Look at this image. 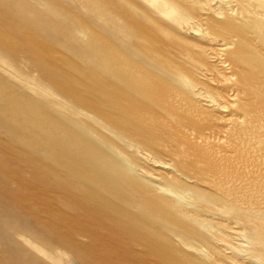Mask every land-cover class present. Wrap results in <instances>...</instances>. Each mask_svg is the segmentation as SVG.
I'll return each instance as SVG.
<instances>
[{
    "label": "rangeland",
    "instance_id": "1",
    "mask_svg": "<svg viewBox=\"0 0 264 264\" xmlns=\"http://www.w3.org/2000/svg\"><path fill=\"white\" fill-rule=\"evenodd\" d=\"M215 2L0 0V264H264V42L221 70Z\"/></svg>",
    "mask_w": 264,
    "mask_h": 264
},
{
    "label": "bare ground",
    "instance_id": "2",
    "mask_svg": "<svg viewBox=\"0 0 264 264\" xmlns=\"http://www.w3.org/2000/svg\"><path fill=\"white\" fill-rule=\"evenodd\" d=\"M205 1V0H204ZM209 2V4L212 2V0H206ZM224 1V0H223ZM239 0H226L225 4L226 6H232L231 4L232 3H235ZM202 2V1H200ZM215 3H219V5H217L215 7V9H218V12L216 14H213V15H216L217 19L219 20H224L226 22V28L225 30L227 29L228 32L230 33H234V32H239L240 35L236 36V39H238L237 41H239V37H241L242 42L240 41V43H233L232 41V46L230 47H222L219 50L218 53H216V56L217 58L215 60H219V62H221L222 64V68L221 70L223 69L224 71H226V73H230V74H233L232 72L236 69V68H240V67H245V66H248L247 69H249V65L251 67H253V60L251 61V54H254V51L252 50V48H255V47H251L250 46V39L252 38H247V35L248 34H251L250 36L252 37V35L258 40L259 44H262V42H264V20H262L261 17H264V0H248V2H246V6L244 9H239L236 5H233L234 7H236L235 9L232 10V7L229 8L228 10H224L223 6L222 5V2L221 0H216ZM254 3L256 6L258 7H261L262 10L261 11H256L254 10L253 8H251V4ZM190 4V3H189ZM192 4H190V6L192 7ZM203 4V3H202ZM205 4V3H204ZM208 4V3H206ZM175 5V4H174ZM216 5V4H215ZM176 6V5H175ZM197 6V5H195ZM204 6V5H203ZM209 6V5H207ZM223 6V7H222ZM205 7V6H204ZM250 7V8H249ZM200 8V7H199ZM210 8V7H209ZM228 8V7H227ZM190 9V8H189ZM198 9V8H197ZM202 9V8H201ZM200 9V10H201ZM207 9V8H206ZM212 9V8H211ZM185 10V9H184ZM188 10V9H187ZM229 10L231 12H229ZM213 11V10H212ZM211 11V12H212ZM200 12V11H199ZM215 12V11H214ZM213 12V13H214ZM19 13H11V12H6L4 13V20L6 21L7 24L9 23H14L16 22V20L18 19L19 17ZM251 17H255L256 20L254 19L253 21H251L252 19H250ZM199 18V17H198ZM197 18V19H198ZM208 18V17H207ZM206 18V19H207ZM213 20V19H212ZM201 21V20H200ZM207 21V20H206ZM218 21V20H216ZM214 21V22H216ZM224 21H222V26L224 24ZM206 23V22H205ZM183 24V23H182ZM207 24V23H206ZM213 24V23H212ZM217 24V23H216ZM219 24V23H218ZM220 25V24H219ZM198 26V25H197ZM212 27H216V26H212ZM211 27V28H212ZM219 27V26H218ZM221 27V26H220ZM198 28V27H197ZM205 28V27H204ZM222 28V27H221ZM220 28V29H221ZM217 29V28H216ZM220 29H217L220 31ZM195 30V29H193ZM205 30V29H204ZM214 30V28L212 29V31ZM211 31V29H210ZM209 31V32H210ZM221 31H224V29ZM227 32V31H226ZM212 33V32H211ZM221 34V33H220ZM235 34V35H236ZM212 35V34H210ZM230 35V34H229ZM234 35V36H235ZM232 36V35H231ZM230 36V37H231ZM249 36V35H248ZM229 37V40L231 39ZM254 38V40H255ZM228 42V41H227ZM255 43V42H254ZM249 44V46L251 48H249V46L247 45ZM257 44V43H256ZM228 45V44H227ZM230 45V44H229ZM255 45V44H254ZM253 45V46H254ZM224 46V45H223ZM256 46V45H255ZM264 46V45H262ZM255 50V49H254ZM256 52V50H255ZM259 54V52H258ZM251 55V56H249ZM261 55V54H260ZM259 55V56H260ZM215 57V56H214ZM261 57V56H260ZM259 60H262V59H259ZM251 62V64H250ZM256 63V62H254ZM220 64V63H219ZM264 64V63H263ZM261 65V64H260ZM259 65V66H260ZM220 66V65H219ZM258 67V66H256ZM263 67V66H262ZM264 68V67H263ZM257 69H260V68H257ZM252 72L253 70L250 69ZM262 70V69H261ZM256 72V71H255ZM262 72V71H261ZM257 73V72H256ZM257 74H261V73H257ZM230 80V79H229ZM209 102H213L212 99L209 98ZM184 243V242H183ZM187 244V243H186ZM247 244V243H246ZM185 245V244H184ZM190 246V245H189Z\"/></svg>",
    "mask_w": 264,
    "mask_h": 264
}]
</instances>
